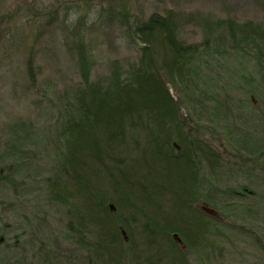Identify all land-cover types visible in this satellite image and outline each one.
Wrapping results in <instances>:
<instances>
[{
  "label": "trees",
  "instance_id": "1",
  "mask_svg": "<svg viewBox=\"0 0 264 264\" xmlns=\"http://www.w3.org/2000/svg\"><path fill=\"white\" fill-rule=\"evenodd\" d=\"M198 15L182 18L167 11L140 21L122 11L117 17L122 16L119 21L138 55L125 67L113 60L109 72L94 81L85 36L88 16L79 15L71 24L70 45L81 82L72 87L52 126L55 159L40 182L48 206L66 220L68 240L84 254L75 260L58 257L43 241L36 245V236L27 246L42 264H190L191 256L204 264L216 252L222 256L228 234L220 216L200 204L224 215L230 231L256 236L231 220L240 214H228L258 189L251 182L232 187L221 181L224 174L250 180L263 170L264 143L246 127L260 124L264 130V22H211ZM190 20L203 28V42L189 44L180 36ZM212 41L217 42L213 48ZM227 46L254 59L259 82L244 97L261 117L243 120L246 127L233 135L236 143H229L225 156L214 148L220 141L205 137L231 139L236 127L229 120L232 108L225 98L206 96L196 81L210 51L224 53ZM26 67L34 84L32 61ZM9 131L0 184L16 188L30 174L44 172L42 166L34 168L36 152L24 150L32 125L18 123ZM241 206L242 213L250 212ZM254 239L261 244L260 237Z\"/></svg>",
  "mask_w": 264,
  "mask_h": 264
},
{
  "label": "rangeland",
  "instance_id": "2",
  "mask_svg": "<svg viewBox=\"0 0 264 264\" xmlns=\"http://www.w3.org/2000/svg\"><path fill=\"white\" fill-rule=\"evenodd\" d=\"M122 11L140 21L153 14L173 11L182 18L189 15L195 18L200 14L211 22L228 18L238 22H264V0H0V161L7 149L9 129L24 123L32 125L33 130L24 150L36 152L38 161L34 168L42 166L43 172L49 170L55 159L51 146L52 126L62 111V104L68 101L72 87L81 82L76 55L70 45L71 24L79 15L88 16L85 36L94 81L109 72L113 60L121 61L125 67L138 55L137 45L119 21L123 20L122 16L117 17ZM190 22L182 23L180 36L189 44L203 42V28ZM215 43L212 41V48ZM226 49L224 53L211 50L205 60L204 73L196 79L206 96L216 100L225 98L232 108L229 120L234 121L236 127L231 130V139L223 134L220 139L208 134L205 137L220 141L213 145L225 156L229 143H236L233 135L246 127L243 120L252 123V118L254 121L261 117L244 97L245 91L259 82L254 59L240 50L228 46ZM26 61H32L36 70L34 84L28 79ZM172 93L176 96L174 90ZM254 100V104H258L257 99ZM251 111L254 113L250 114ZM251 126L246 129L255 132L264 143L260 124L253 126L255 129ZM262 164L263 170L250 180L242 174L236 177L224 174L221 181L222 186L232 187L251 182L258 189L256 196L249 200L243 198L244 203L233 206L234 211L228 214H240L242 218L232 217L231 220L251 228L256 236L230 231L224 215L213 212L208 205H198L217 218L220 216L224 223L222 229L228 234L227 241L222 242V256L216 252L204 264H264V160ZM45 174L41 171L30 174V178L16 188L0 184V264H42L29 252L30 245L27 246L36 236H40L36 245L43 241L44 248L58 257L70 256L74 260L83 257L84 253L67 238L62 213L48 206L40 182ZM164 205L168 212L167 203ZM241 205L249 207L250 212L242 213ZM256 237H260L261 244L254 239ZM190 264H197L193 256Z\"/></svg>",
  "mask_w": 264,
  "mask_h": 264
}]
</instances>
